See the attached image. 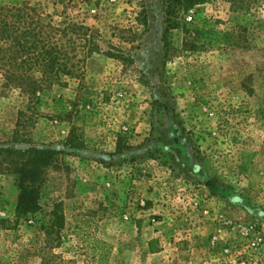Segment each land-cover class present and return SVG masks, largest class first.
Returning a JSON list of instances; mask_svg holds the SVG:
<instances>
[{
  "label": "rangeland",
  "instance_id": "obj_1",
  "mask_svg": "<svg viewBox=\"0 0 264 264\" xmlns=\"http://www.w3.org/2000/svg\"><path fill=\"white\" fill-rule=\"evenodd\" d=\"M169 3L0 0V264H264V0Z\"/></svg>",
  "mask_w": 264,
  "mask_h": 264
},
{
  "label": "trees",
  "instance_id": "obj_2",
  "mask_svg": "<svg viewBox=\"0 0 264 264\" xmlns=\"http://www.w3.org/2000/svg\"><path fill=\"white\" fill-rule=\"evenodd\" d=\"M169 7L173 8V3L183 4L185 7H190L196 3L198 0H169ZM56 45L41 38L38 34V62L44 64V73L50 74L54 73L56 70L54 63L55 57H53V52L60 53V51L55 50ZM41 85L38 84V91L41 90ZM6 152H10L6 150ZM54 150L46 149H29L23 152L24 155L28 157L27 165L18 168L19 175V189L20 193L18 196V201L16 205V215L18 217L26 216L30 213H35L40 209V190L39 186L43 180L44 168L51 164L54 156ZM108 253L101 254V259L105 258Z\"/></svg>",
  "mask_w": 264,
  "mask_h": 264
},
{
  "label": "crops",
  "instance_id": "obj_3",
  "mask_svg": "<svg viewBox=\"0 0 264 264\" xmlns=\"http://www.w3.org/2000/svg\"><path fill=\"white\" fill-rule=\"evenodd\" d=\"M155 251V250H154Z\"/></svg>",
  "mask_w": 264,
  "mask_h": 264
}]
</instances>
